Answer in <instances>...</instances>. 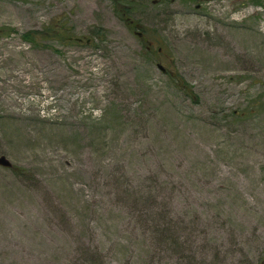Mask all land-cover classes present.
<instances>
[{"label":"rangeland","instance_id":"rangeland-1","mask_svg":"<svg viewBox=\"0 0 264 264\" xmlns=\"http://www.w3.org/2000/svg\"><path fill=\"white\" fill-rule=\"evenodd\" d=\"M153 1L0 0V264H264V0Z\"/></svg>","mask_w":264,"mask_h":264},{"label":"trees","instance_id":"trees-1","mask_svg":"<svg viewBox=\"0 0 264 264\" xmlns=\"http://www.w3.org/2000/svg\"><path fill=\"white\" fill-rule=\"evenodd\" d=\"M126 6L127 7L125 8V11H123V12L126 15H129V13L132 11V6L130 5V3H128V5H126ZM70 32H72V29L70 26H68L67 21L58 19L52 25L49 24L47 26H43V28L40 30H30L28 32L23 33L21 35V37L25 41H28L30 43H33L34 45H38V46L43 47V46H47L46 41H51V40H59L63 43H69L70 40H72ZM98 33L101 34L102 37H104L103 32H101V33L97 32V36H101V35H98ZM102 37H101V41L104 40ZM140 38L142 40L143 36ZM85 39H90V43L88 45L97 46V43H95V41L92 37H88V36L84 37V40L82 42L85 43ZM43 41L45 42L44 44L42 43ZM151 49H152V45L147 42L146 43V51L151 53V51H152ZM57 52H59V51H57ZM164 72H167V71H164ZM172 73L170 72L169 74H172ZM172 78L175 81V84H177V86L179 88H183V90L185 89V87H183V85H182L184 79L182 78V76L180 74L176 73L175 77L172 76ZM190 93L191 92H189L187 94L190 96Z\"/></svg>","mask_w":264,"mask_h":264},{"label":"water","instance_id":"water-1","mask_svg":"<svg viewBox=\"0 0 264 264\" xmlns=\"http://www.w3.org/2000/svg\"><path fill=\"white\" fill-rule=\"evenodd\" d=\"M157 0H154L153 3H155ZM142 33L141 32H138V36H141ZM74 40L78 41V42H82L84 40V37H74L73 38ZM90 43V39H85V44H89ZM157 66L159 67V69L161 71H165V68L160 64L158 63ZM0 165L3 166V167H11V163L10 161L5 157V156H0Z\"/></svg>","mask_w":264,"mask_h":264},{"label":"flooded vegetation","instance_id":"flooded-vegetation-1","mask_svg":"<svg viewBox=\"0 0 264 264\" xmlns=\"http://www.w3.org/2000/svg\"><path fill=\"white\" fill-rule=\"evenodd\" d=\"M132 22V21H131ZM143 35H141V36H139V37H142ZM165 71H166V69H165Z\"/></svg>","mask_w":264,"mask_h":264}]
</instances>
